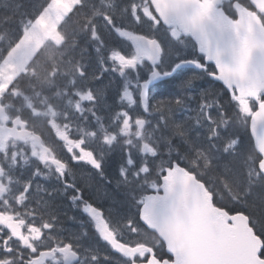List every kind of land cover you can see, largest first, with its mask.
I'll return each instance as SVG.
<instances>
[{"label":"snow or ice","instance_id":"1","mask_svg":"<svg viewBox=\"0 0 264 264\" xmlns=\"http://www.w3.org/2000/svg\"><path fill=\"white\" fill-rule=\"evenodd\" d=\"M117 10L136 28L116 23L113 12L103 19L115 40L104 44L95 30L91 37L100 45L95 51L106 49L111 65H102L98 79L108 71L120 79L118 134L134 135L136 143L103 136L106 147L121 146L115 175L106 173L103 154L76 143L80 155L73 163L96 175L82 177L81 187L65 185L73 190V205L88 218L93 236L123 264H264V0H228L227 8L224 0H142L139 5L132 0ZM61 21L58 16L54 32ZM52 39L59 45L65 37ZM22 40L23 35L10 48ZM34 58L0 61V76H12L0 95V128L25 123L4 114L3 96L15 91ZM92 98L91 93L80 97ZM230 121L238 122L247 140L241 130L227 131ZM5 130L25 141L31 136L14 127ZM44 158L53 159L65 175L63 163ZM85 189L92 190L87 198ZM221 189L229 193L227 203ZM31 191L29 181L24 193ZM56 219L43 223V230L34 222L25 228L26 221L15 217L0 222V264H45L56 254L65 264L77 261L81 244L72 240L86 238L87 231L60 238L50 251L32 242L55 240ZM69 220L83 224L76 216Z\"/></svg>","mask_w":264,"mask_h":264},{"label":"trees","instance_id":"2","mask_svg":"<svg viewBox=\"0 0 264 264\" xmlns=\"http://www.w3.org/2000/svg\"><path fill=\"white\" fill-rule=\"evenodd\" d=\"M87 1L89 0H85L83 6H79L76 12L70 15L61 48L36 50L33 53L35 58L26 68L28 74L21 76L15 87L29 102V105L25 103V112L31 125L38 122L34 119L33 112L40 109L42 115H50L56 105L59 112L58 122L62 124L60 107L64 100L57 97L59 95L71 97L74 92L91 93L92 100L81 105V118H78L77 115L74 116L73 110L67 109V116H72V120L66 122L65 125H72L75 129L80 128L82 134H87V137L83 138L85 149H93L97 155L103 154L106 161V173L115 175L116 161L120 158L121 146L116 143L111 147H106L103 136L111 134L118 135L119 140L127 141L129 139L118 134V129L122 127V117H117V112L122 107L118 96L120 80L109 71L102 74V79H98L102 65L105 66L101 61L100 54L94 50L98 47L97 41L91 37L92 25H98L104 16L111 15L114 10H110L109 7L94 2V0L89 1V3ZM99 1L101 2V0ZM48 4H55L59 9L66 7L61 4L60 0H7L2 4L0 1V38L6 36L10 42H14L16 38L22 35L21 23L30 18L31 13H33L32 10L37 7L43 9ZM89 23L90 27L88 26ZM101 40L105 43L108 42L104 38ZM1 59L13 60L11 56H1ZM75 70L80 71V76L73 75ZM13 71H15L14 67ZM10 78L11 83L12 76ZM41 124L48 128V123L42 122ZM43 125L41 131H45ZM236 130H241V134L246 140L248 139V134L239 128L238 122L230 121L227 131ZM75 133L78 132L75 131ZM226 143L227 138L225 137L217 142V148L223 147ZM141 155L143 154L141 153ZM213 155H222V153L215 151ZM253 159H255L254 156ZM197 163L202 165L203 158H199ZM75 167H73L74 178L78 181L89 174L93 177L96 175L84 165L79 168ZM243 180L244 177H241V182ZM93 183L99 184L101 182L94 180ZM82 184L83 182L75 185L81 187ZM221 192L225 196L224 202L227 203L229 193L224 192L223 189Z\"/></svg>","mask_w":264,"mask_h":264},{"label":"flooded vegetation","instance_id":"3","mask_svg":"<svg viewBox=\"0 0 264 264\" xmlns=\"http://www.w3.org/2000/svg\"><path fill=\"white\" fill-rule=\"evenodd\" d=\"M244 1L246 2V0ZM227 5L228 0H224V6ZM5 90L4 83H0V95H3ZM3 104L4 114L8 115L10 120L19 116L25 122L22 125L9 122L5 128L12 129L14 127L17 133H31V136L23 142L15 134L6 131L5 128H0V201L3 202L0 203V222H4L7 217H15L16 221H26L25 228L34 222L36 225H40L43 230V223L57 217L56 227L52 230V236L56 239L32 241L35 246L50 251L60 238L67 241L73 236H81L83 231H87L89 235L86 238L72 240L74 244H81L78 249V260L73 264H123L118 254L112 252L107 245L93 236L88 218L80 211L79 206H74L71 201L72 188L65 187L66 184L84 182V179L80 182L73 178V160L80 155V152L75 149L76 143L66 135L57 141V130L49 138L51 142L47 138L41 137L42 143L47 149L44 157H54L55 160L65 164V175L62 176L58 173L57 167L45 162L48 159L42 157V149L35 141V137L41 133L34 129L29 122H26L21 111L17 108L16 100L7 94L3 96ZM56 143L60 144L62 148L59 149ZM70 147L73 148L75 154L73 152L70 154L67 151ZM13 155L16 157L15 162L12 159ZM33 173L38 174L34 176ZM29 181H31L32 191L24 193ZM91 194L92 190L85 189L86 198ZM72 216H76L78 221L82 220L83 224L69 220V217ZM33 217H35L34 221ZM9 223L15 226V221H9ZM16 230L20 231L21 229L17 228ZM24 234L29 233L25 231ZM44 235L48 236V233L44 232ZM94 256L99 257V260H93ZM105 256L109 259H104ZM45 264H65V261L62 256L56 254L54 259L49 257Z\"/></svg>","mask_w":264,"mask_h":264},{"label":"rangeland","instance_id":"4","mask_svg":"<svg viewBox=\"0 0 264 264\" xmlns=\"http://www.w3.org/2000/svg\"><path fill=\"white\" fill-rule=\"evenodd\" d=\"M62 5H65V8L59 9L56 7V5H51L48 6L44 9L41 10L39 14H37V17H33L29 21L22 22V35H23V41L22 43L19 44V46L13 48V49H7V53L13 60H15L17 63L21 61V59H25L27 56L31 54V51L33 49H38L40 47H43L46 49H58L61 48V43L59 45L55 44L53 42L52 36L53 35H62L61 30L62 27L61 25L64 23L63 20L65 17H62V21L58 23L57 25V31H53V25L54 23H57L58 16L60 15H65L68 8L72 9L75 4H77L80 0H60ZM110 27H105V31H109ZM51 34V35H49ZM63 36V35H62ZM105 40H107V43L104 44H111L115 40V36L112 35L111 31L107 34ZM2 45L0 44V48ZM100 47V45H99ZM126 47V45H125ZM1 53H4L3 50L0 51V58H1ZM100 54V57H103L102 63L104 64L105 67L111 68V65L108 64L107 61V51L105 48H101V51L98 52ZM0 61H3L1 59ZM120 69L117 68L116 72H119ZM111 72L114 76H116L112 71ZM118 77V76H117ZM119 79V77H118ZM129 79H131V76L129 75ZM0 80L1 76H0ZM120 80V79H119ZM3 83V82H2ZM73 85V82L71 83ZM129 90L131 91V86L129 87ZM89 93H78L74 92L71 97H66L65 95H59L60 99L64 100V103L61 105V110H62V116L61 120L63 123L61 125L58 124V127L61 129L60 131H57V136L58 137H63L66 135L69 139L72 138V133L75 129L72 125H65L66 122H69L72 120V116H67V109L73 110L74 116L77 115L78 118L82 117V110H81V105L83 103H87L90 101H82L80 99L81 95H88ZM126 103V101H125ZM26 104L29 105V102L26 100ZM79 104L80 107L77 108L76 105ZM57 106V105H56ZM55 106V109L57 111V115L53 112L51 113L52 117L58 116L59 117V112L57 110V107ZM136 110H133V115H135ZM50 116V115H49ZM59 119V118H58ZM123 119V117H122ZM81 134L80 128H77ZM76 136L79 137V134H75ZM148 133L146 132V136ZM123 136V134H122ZM84 137H87V134H82V140ZM129 139H131L134 144L136 143V138L134 135L128 136ZM81 139V135H80ZM79 139V140H80ZM51 142V141H50ZM81 142V141H80ZM69 147V145H67ZM73 149V148H72ZM75 151L73 150V154Z\"/></svg>","mask_w":264,"mask_h":264},{"label":"water","instance_id":"5","mask_svg":"<svg viewBox=\"0 0 264 264\" xmlns=\"http://www.w3.org/2000/svg\"><path fill=\"white\" fill-rule=\"evenodd\" d=\"M51 163L55 166H59L58 164H56L54 161H51Z\"/></svg>","mask_w":264,"mask_h":264}]
</instances>
